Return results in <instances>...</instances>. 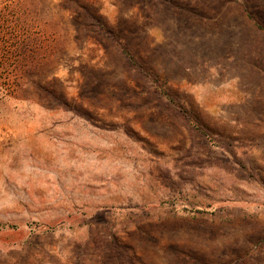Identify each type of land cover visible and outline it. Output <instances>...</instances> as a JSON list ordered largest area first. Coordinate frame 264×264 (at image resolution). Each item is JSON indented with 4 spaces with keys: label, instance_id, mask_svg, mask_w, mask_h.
<instances>
[{
    "label": "rangeland",
    "instance_id": "obj_1",
    "mask_svg": "<svg viewBox=\"0 0 264 264\" xmlns=\"http://www.w3.org/2000/svg\"><path fill=\"white\" fill-rule=\"evenodd\" d=\"M24 3L0 264H264V0Z\"/></svg>",
    "mask_w": 264,
    "mask_h": 264
},
{
    "label": "trees",
    "instance_id": "obj_2",
    "mask_svg": "<svg viewBox=\"0 0 264 264\" xmlns=\"http://www.w3.org/2000/svg\"><path fill=\"white\" fill-rule=\"evenodd\" d=\"M24 4V0H0V101L15 93L22 62L35 57L37 35Z\"/></svg>",
    "mask_w": 264,
    "mask_h": 264
}]
</instances>
